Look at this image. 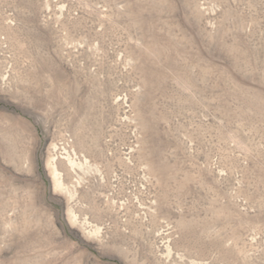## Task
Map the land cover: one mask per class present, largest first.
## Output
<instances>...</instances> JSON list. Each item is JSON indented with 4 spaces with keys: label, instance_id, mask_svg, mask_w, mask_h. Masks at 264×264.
<instances>
[{
    "label": "rangeland",
    "instance_id": "obj_1",
    "mask_svg": "<svg viewBox=\"0 0 264 264\" xmlns=\"http://www.w3.org/2000/svg\"><path fill=\"white\" fill-rule=\"evenodd\" d=\"M0 264H264V0H0Z\"/></svg>",
    "mask_w": 264,
    "mask_h": 264
}]
</instances>
